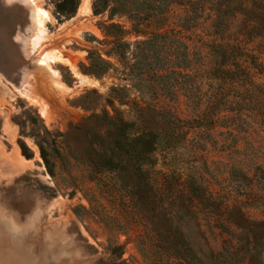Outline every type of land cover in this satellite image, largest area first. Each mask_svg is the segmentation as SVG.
Returning a JSON list of instances; mask_svg holds the SVG:
<instances>
[{"label": "rangeland", "instance_id": "1", "mask_svg": "<svg viewBox=\"0 0 264 264\" xmlns=\"http://www.w3.org/2000/svg\"><path fill=\"white\" fill-rule=\"evenodd\" d=\"M21 1L0 0V264H264V28L237 15L214 38L242 47L218 81L212 0L184 23L174 75L137 53L148 31L93 0L60 19ZM93 49L110 63L98 77Z\"/></svg>", "mask_w": 264, "mask_h": 264}, {"label": "trees", "instance_id": "2", "mask_svg": "<svg viewBox=\"0 0 264 264\" xmlns=\"http://www.w3.org/2000/svg\"><path fill=\"white\" fill-rule=\"evenodd\" d=\"M52 1L58 19L71 17L79 4V0ZM203 3V0H93L92 9L96 16L107 13L108 21H112L115 17H126L133 23V30L137 35L147 34L148 31L149 36L137 42V53L141 55V58H151L152 62H147L150 66L154 64L157 67L156 70L174 75L184 72L189 67L188 44L180 36L187 29L184 23L196 20L198 13L203 10ZM212 3L214 19H212L211 28L214 35L211 38L213 39L231 29L236 24L235 21L239 20L237 15L244 16L245 28H249L250 33L260 32V29L264 28L260 25V20L264 23V0H212ZM175 5L182 9L179 16V30L164 29L169 23L170 11ZM101 25L104 36L106 38L113 37L115 41L113 43H116L118 37L124 33V29L119 23L109 22L106 24L104 22ZM139 27L145 29L140 30ZM112 30L115 31L113 35L110 32ZM257 38H259L258 33L256 36L251 34L247 39L248 44L250 45V42L252 43ZM239 43L237 41L231 45V43L220 39L204 43L214 59L215 64L213 63L212 67L214 72L211 73L213 78L222 81L230 76L233 64H227V62L235 50L239 49V53L242 51ZM114 47L117 48L118 45L115 44ZM106 56L109 58L111 54ZM87 60L89 61L88 74L98 77L109 69V61L95 49L88 51ZM137 63L139 62L137 61ZM212 77H207V79H212ZM22 153L27 159L31 158V154L27 153L24 148H22ZM113 264L127 263L119 261ZM177 264H184V261L181 258L177 259Z\"/></svg>", "mask_w": 264, "mask_h": 264}, {"label": "bare ground", "instance_id": "3", "mask_svg": "<svg viewBox=\"0 0 264 264\" xmlns=\"http://www.w3.org/2000/svg\"><path fill=\"white\" fill-rule=\"evenodd\" d=\"M7 2L9 1V0H6ZM12 1V0H11ZM14 1V0H13ZM20 1V0H19ZM24 1V0H23ZM23 1H21V2H23ZM29 1V0H28ZM25 4H26V2H25ZM27 6H30V4H27ZM31 7V6H30ZM28 9V8H27ZM33 9V8H32ZM30 11V10H29ZM40 9L39 8H37L36 9V12H35V15L36 16H38V14H40ZM32 15H33V13H32ZM29 16H31V15H29ZM34 16V15H33ZM41 16V15H40ZM31 18H33V21H34V17H31ZM39 18H37V20H38ZM37 24H39V23H37ZM0 35H1V32H0ZM27 42H29L28 40H27ZM23 43H26V42H23ZM22 44V43H21ZM21 47H26V46H24V44L21 46ZM23 50V49H22ZM24 52V51H23ZM26 53V52H25ZM24 53V54H25ZM20 161H21V164H25V162L27 163L28 161H26V160H24L23 158H20Z\"/></svg>", "mask_w": 264, "mask_h": 264}]
</instances>
